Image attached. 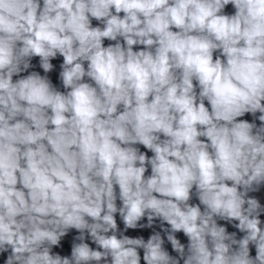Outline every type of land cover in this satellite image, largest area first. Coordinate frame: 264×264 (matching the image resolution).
I'll return each mask as SVG.
<instances>
[{
    "label": "clouds",
    "instance_id": "9594fccd",
    "mask_svg": "<svg viewBox=\"0 0 264 264\" xmlns=\"http://www.w3.org/2000/svg\"><path fill=\"white\" fill-rule=\"evenodd\" d=\"M0 264H264V0H0Z\"/></svg>",
    "mask_w": 264,
    "mask_h": 264
}]
</instances>
